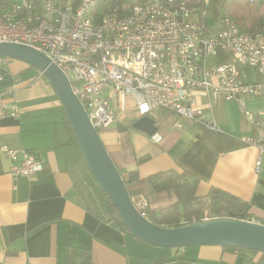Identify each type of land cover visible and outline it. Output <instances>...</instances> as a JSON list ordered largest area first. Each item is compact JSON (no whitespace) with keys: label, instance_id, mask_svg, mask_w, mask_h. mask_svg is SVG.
Segmentation results:
<instances>
[{"label":"crops","instance_id":"1","mask_svg":"<svg viewBox=\"0 0 264 264\" xmlns=\"http://www.w3.org/2000/svg\"><path fill=\"white\" fill-rule=\"evenodd\" d=\"M249 79H255L252 70ZM0 94L7 107L14 105L19 112L16 118L0 117V146L24 149L43 165L33 179L13 178L11 160L0 153V264H264L262 253L219 246L155 248L107 223L61 103L42 74L8 59L0 66ZM245 105L264 123V98L247 97ZM124 109L126 118L99 136L116 167L137 172L134 187L144 193L148 210L151 189L144 181L174 170L197 179V197L220 189L248 204L251 222L264 221V155L256 174L257 150L241 141L255 136V131L237 101L216 103L215 129L162 111L154 113L149 118L162 136L159 144L134 129L117 132V123L138 120L131 99L125 100ZM205 114L209 117L207 110ZM140 158L144 160L138 163Z\"/></svg>","mask_w":264,"mask_h":264},{"label":"built area","instance_id":"2","mask_svg":"<svg viewBox=\"0 0 264 264\" xmlns=\"http://www.w3.org/2000/svg\"><path fill=\"white\" fill-rule=\"evenodd\" d=\"M201 2L196 9L182 0H0V43L45 55L67 78L97 132L126 118V99L135 120L162 111L213 129L216 103L237 101L255 131L241 141L257 150L258 174L264 123L246 109L245 98H264V27L254 35L240 33L220 12L213 33L205 23L210 3ZM7 61L0 59V66ZM6 115L19 112L0 94V117ZM149 141L159 144L162 136L155 133ZM0 153L11 160L13 178L33 179L43 169L24 149L2 145ZM147 206L146 200L136 204L142 212Z\"/></svg>","mask_w":264,"mask_h":264},{"label":"water","instance_id":"3","mask_svg":"<svg viewBox=\"0 0 264 264\" xmlns=\"http://www.w3.org/2000/svg\"><path fill=\"white\" fill-rule=\"evenodd\" d=\"M0 59L26 63L49 83L61 103L79 154L97 189L115 206L130 237L159 249L219 246L264 254V221L249 222L221 217L173 229L150 222L133 205L115 164L64 74L45 55L23 44L0 43ZM132 127L149 137L158 131L155 121L149 117L136 120Z\"/></svg>","mask_w":264,"mask_h":264},{"label":"trees","instance_id":"4","mask_svg":"<svg viewBox=\"0 0 264 264\" xmlns=\"http://www.w3.org/2000/svg\"><path fill=\"white\" fill-rule=\"evenodd\" d=\"M182 1L191 8L200 9L202 5L201 0ZM216 4L220 5L219 12L215 9ZM210 10H212L215 19L219 17V13L221 12L223 17L230 19L235 24L240 33L254 35L264 27V5L257 1L223 0L220 2V0H212ZM200 20L202 21V19ZM211 31L215 33L219 29ZM133 123L131 121L124 124L117 123L115 127L117 132H126L133 129ZM67 127L70 132L68 124ZM143 160L144 158H140L138 163H141ZM116 168L127 188L133 205L136 207L139 201L146 200L144 193L134 187V184L138 182L137 172H129L118 167ZM147 183L154 193H166L175 197L174 204L160 209L158 213L149 211L148 206L144 212L140 211L137 207L138 211L143 213L156 226L169 229L178 228L183 226L180 224L181 221H184L185 225L200 222L205 217V214L209 218L226 217L251 222L247 203L216 188H211L208 195L204 198L197 197L198 181L186 173H177L174 170L155 173L147 178ZM99 195L105 207L104 214L107 218V223L114 225L128 235L115 206L106 195L100 192ZM223 248L237 252L249 251L231 247ZM251 252L257 253L256 251Z\"/></svg>","mask_w":264,"mask_h":264},{"label":"rangeland","instance_id":"5","mask_svg":"<svg viewBox=\"0 0 264 264\" xmlns=\"http://www.w3.org/2000/svg\"><path fill=\"white\" fill-rule=\"evenodd\" d=\"M203 1L204 2L208 1L210 3V5H207V7H206V17H205L206 26L208 27L209 30H216V29H218L219 25H218V21L215 19L214 15H213L212 10H210L212 0H203ZM257 2L264 5V0H257ZM250 73L253 75L252 72H250ZM159 120H162V118H157V121H159ZM78 159H79V157H78ZM82 165H84L83 162H82ZM86 173H87L89 183L92 185L94 190L98 192L97 197H100L99 191H98L95 183L93 182L89 172H86ZM144 183L148 187V183L146 180L144 181ZM156 195L157 194L153 193L150 190V193H149V211H155L158 213L160 209L175 203V197L173 195H166V196L157 195L159 197V201L155 200V197H157ZM205 216H207V214H205Z\"/></svg>","mask_w":264,"mask_h":264}]
</instances>
